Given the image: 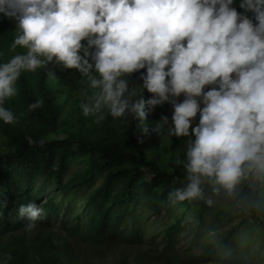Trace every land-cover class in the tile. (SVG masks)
Returning a JSON list of instances; mask_svg holds the SVG:
<instances>
[{"label":"clouds","instance_id":"clouds-1","mask_svg":"<svg viewBox=\"0 0 264 264\" xmlns=\"http://www.w3.org/2000/svg\"><path fill=\"white\" fill-rule=\"evenodd\" d=\"M240 8L233 0H0V14L20 30L11 47L27 48L0 63V120L16 119L3 104L21 70L59 62L95 90L80 105L86 116L103 119L107 109L144 125L155 106L172 104L168 134L194 137L185 152L187 183L169 193L173 203L203 197L205 177L213 194L232 195L250 175L264 179V0H240ZM140 69L147 101L133 99L125 78ZM168 121L162 115L152 131ZM42 212L34 202L18 208L28 230Z\"/></svg>","mask_w":264,"mask_h":264},{"label":"trees","instance_id":"trees-1","mask_svg":"<svg viewBox=\"0 0 264 264\" xmlns=\"http://www.w3.org/2000/svg\"><path fill=\"white\" fill-rule=\"evenodd\" d=\"M233 3L243 11L240 0ZM19 31L15 19L0 14V63L26 53L24 46L11 47ZM141 72L144 69L125 78L129 89L135 91L133 99L147 101L152 93L143 88ZM14 87L15 95L5 98L3 106L16 119L11 123L0 120V237L20 234L3 247L0 264H75L85 247L152 243L156 238L151 231L153 217L179 208L164 232L165 238L173 241L189 222L203 223L218 201L234 203L233 194L223 189L213 194L212 187L204 183L201 198L175 203L169 198L170 192L187 183L184 164L189 137L168 134L173 111L170 102L148 113L145 133L141 130L144 125L130 113L113 117L103 109V119L97 118L99 114L84 115L80 105L95 90L88 87L86 76L59 62H46L34 71L21 70ZM176 99L182 100L183 95ZM37 100L40 106L30 109L29 104ZM162 115L169 117L168 123L161 122L170 140L168 170L149 157L157 133L152 127ZM198 118L199 113L193 124ZM78 163L83 164L80 169ZM260 195L261 191L254 189L243 204L260 217L264 232V196ZM208 198L212 204L206 203ZM29 202L43 209L42 218L33 222L31 230L26 228L30 222L27 215L18 214L19 205ZM236 231L231 229L195 259L220 258Z\"/></svg>","mask_w":264,"mask_h":264},{"label":"rangeland","instance_id":"rangeland-1","mask_svg":"<svg viewBox=\"0 0 264 264\" xmlns=\"http://www.w3.org/2000/svg\"><path fill=\"white\" fill-rule=\"evenodd\" d=\"M191 133L185 142L187 148ZM171 155L169 136L161 126L159 134L149 150V157L162 168L169 169L168 161ZM83 164L78 163L77 169ZM149 178L150 174L147 173ZM204 184L212 187L207 179ZM254 189L264 196V179L249 176L241 180L233 193L234 203L218 201L203 223L198 220L189 225L173 241L165 238V229L172 224L181 211L175 208L170 214L155 216L152 219L151 231L156 238L151 243L146 241L136 243L106 244L98 247H85L75 264H264V232L260 228V217L252 215L244 207V198ZM264 206V203H262ZM238 232L232 239L227 250L221 257L207 262L196 260V256L213 244L222 241L231 229ZM20 232L0 237V256L3 247ZM25 235H29L26 231Z\"/></svg>","mask_w":264,"mask_h":264}]
</instances>
